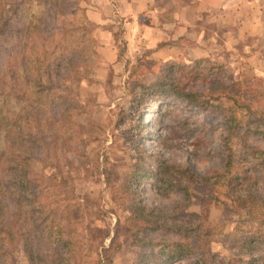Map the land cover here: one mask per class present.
<instances>
[{
    "label": "rangeland",
    "instance_id": "rangeland-1",
    "mask_svg": "<svg viewBox=\"0 0 264 264\" xmlns=\"http://www.w3.org/2000/svg\"><path fill=\"white\" fill-rule=\"evenodd\" d=\"M54 1L31 0L19 11L26 23L40 24L38 30L32 32L36 48L30 54L31 61L38 64L37 60L41 59L38 55L43 50L46 57L43 66H49L53 76L49 81L44 79L45 87L48 85L45 90L39 92L31 88L27 95L41 111L42 121L47 120L50 124V140L39 153L30 156L28 167L33 172L31 178L41 191L37 199L42 200L45 212L49 213L48 233L53 246L58 237L73 238V242L82 243V246L78 243L72 247L73 256L69 264H149L153 259L148 254L156 253L160 247L155 243L151 247L144 246L141 242L144 234L133 220L136 213L122 207V204L126 205V202L122 203L125 198L134 197L131 202L166 208L169 218L177 217L178 222L187 220V225L198 222L197 219L190 222L189 213L200 215L201 222L202 219L205 221L204 229L211 233L209 249L217 264H227L234 258L243 260L236 264H245V260L250 258L256 260L254 264H264V210L252 216L245 210L230 211L224 200V196L231 192L230 188H225L222 183L213 184L214 178L198 184L192 179L189 182L183 173L180 177L188 191L186 198L183 191L161 184L154 176L160 163H168L177 168H187L195 177H210L221 169L229 155L238 161L235 166L241 172L254 164L250 161L254 160L252 155L248 153H254L256 157L258 150L264 151V135L251 129L246 141L235 137L228 142L224 139L227 131L219 112L235 109L230 100L220 99V109L213 111L189 106L182 99L169 98L165 104L160 102L175 94L168 87L170 83L183 87L184 91L208 94L211 81L227 83L232 78L242 83L249 81L253 83L251 88L264 90V24L258 35L252 36L234 35L236 30L233 26L217 29L213 25L214 32L205 30L211 38L205 55H200L196 47L187 54L189 61L182 59L175 65L147 59L136 68L132 67L131 77L125 78V74L121 78H112V72L121 73V70H112L111 75L104 77L105 83H97L93 79L99 64L94 51V29L84 16L90 1L72 0L75 5L73 16H67L66 12L64 14L53 6ZM229 10L233 14V9ZM241 12L237 15L242 19L238 23L243 22L240 30H250L247 29L248 22L254 14H251L246 0L241 3ZM55 20L58 29H55ZM50 25L54 38L42 40L39 32L43 31L44 36L43 27ZM71 28L78 29L69 32ZM8 44L20 47L15 39L6 43L0 40V62ZM122 54H126L125 49H122ZM13 62L19 70V58ZM70 64L73 69L67 72V77L63 71ZM56 74L63 77L57 78ZM59 79L62 88H59ZM18 80L21 81L20 78ZM145 86L149 87L145 89ZM64 87L66 90L63 92L61 89ZM258 99L259 108L264 107V91ZM218 102L215 101L216 104ZM165 105H168L166 110ZM4 110L0 114L9 119L16 118ZM147 110L150 113L146 121ZM19 123L22 125L21 121ZM8 128L10 126H6ZM245 145L253 147L256 152L246 150ZM23 151L24 148L15 150L11 147L12 154L2 157V160L19 162L18 156ZM256 168L255 165L245 173L254 175ZM135 170L136 181L129 193L126 188L128 177ZM230 171L235 173L234 169ZM170 172L172 176L174 171ZM49 177L58 181L57 189L49 187ZM208 196L215 197V201L205 206ZM24 210L27 209L20 212ZM39 215L43 217V214ZM86 226L94 229L83 230ZM60 227H67V230L59 232ZM114 230L117 236L114 244L110 245L109 240H103V237L106 231L111 236ZM145 235L151 240L156 238L152 234ZM99 245L109 248L101 252L100 260L98 250L94 249ZM80 246L82 253L78 252ZM252 246L254 249L248 253L247 247ZM22 251L19 246L4 264H29ZM64 257L67 256L64 254ZM195 260L196 255L190 254L186 258L173 259L169 264H195ZM232 263L235 264L234 261Z\"/></svg>",
    "mask_w": 264,
    "mask_h": 264
},
{
    "label": "trees",
    "instance_id": "trees-1",
    "mask_svg": "<svg viewBox=\"0 0 264 264\" xmlns=\"http://www.w3.org/2000/svg\"><path fill=\"white\" fill-rule=\"evenodd\" d=\"M29 1L31 0H0V40L6 43L11 39H15L16 43L18 42L20 45L17 48L15 45L8 44L5 48L6 53L2 54V61L0 62V112L4 110L3 107L6 105L4 111L16 116V118L9 119L5 114H0V145L2 146L0 148V264H4L6 260L10 259L19 246L22 247V252L26 255L29 264H36L37 262L43 264H69L73 256L71 254L72 247L74 245L78 246V243L82 246V243L73 242V238L58 237L54 240L55 245L53 246L50 240L51 236L48 233L50 231V226L47 224L49 213L45 212L42 200L37 199L41 191L31 178L33 172L28 167V160H31L30 156L39 153L44 144H47L50 140L48 136L50 124L47 120L42 121L41 111L34 105L33 101L29 100L27 95L31 88H35L39 92L45 90L48 85L45 87L46 81L44 82V79L49 81L53 77L50 67L43 66V63L46 62L43 50L38 55V57L41 56V59L37 60L38 64L31 61V53L36 48L32 32L38 30L40 24H33L32 21L26 23L19 15L21 7ZM54 2L53 6L60 8L63 13L66 12L67 16L75 14V5L72 0H55ZM57 25L55 20V29H58ZM51 26L43 27L44 36H42L43 31L39 32L42 40L54 38L55 35L54 32H51L53 30ZM60 29L62 32L64 31L62 27ZM77 29L71 28L69 32L77 31ZM17 57L20 62L19 70L18 65L13 62ZM217 68L221 70L220 67ZM72 69L71 64L68 65L63 74L69 77L67 72ZM59 76L63 77L56 74L57 78ZM57 82L60 84L59 88H62L61 79ZM252 86L253 83L249 81L242 83V81L229 78L227 83L222 80L211 81L208 94H200L191 93L189 90L184 91L183 87H177L174 83H170L168 87L170 90H174L175 94L161 99L160 102L165 104L169 98L182 99L189 106L213 111V109H220L221 104L218 102L220 99L230 100L235 109L230 112L226 110H220L219 112L227 131L224 139L228 142L235 137L246 141L250 129L254 133L264 135V107L259 108L261 104L258 99L264 90L259 87L251 88ZM148 87L145 86V89ZM244 87L249 89L246 90ZM65 90L66 87L61 89L63 92ZM11 101L13 104H6V102ZM215 101L219 104H216ZM158 107H161V104ZM164 108L166 110L168 105H165ZM150 118L151 115L149 120ZM6 126H10V128L6 129ZM11 147L15 150L24 148V151L20 152L18 156L19 162L17 160L12 162L2 160V157L12 154L10 152ZM244 148L256 152V149L249 145H245ZM2 149L3 151H1ZM248 154L254 157L251 156V159L254 160H250L254 164L245 171L241 170V172H238V166H235L238 161L232 160L234 156L229 155L222 163L221 169L214 172L210 177H195L187 168H177L168 163H160L156 167L157 172L154 176L158 178V182L161 184L174 186L183 191L186 198L188 191L180 177L183 176V173H186L188 181L192 179V182L195 181L198 184L207 183L211 178H214L213 184L222 183L225 188H230L231 192L224 196L226 207L232 212L245 210L248 215L252 216L255 212L264 210V192L260 193L264 188V159H262L264 151L258 150V156L256 157L254 153ZM255 165L257 168L254 175L252 172L245 173L248 169H253ZM231 169H234L235 173H231ZM170 170L174 171L172 176L169 174L172 173ZM135 173L136 170L130 172L128 177L126 188L129 193H131L132 183L136 181ZM165 174L167 175L165 176ZM47 182L50 184L49 187L58 188V181H53L52 177H49ZM124 200L122 203L126 202V205L122 204V207L130 208L132 212L136 213L133 220L140 225L139 231L144 234L141 237L144 246L151 247L155 243L160 247L156 253L148 254L153 259L149 264H169L173 259L186 258L190 254L196 255L195 264H217L214 262L215 257L209 249L211 233L204 229L205 221L202 219L203 222H201L202 217L200 215L189 213L188 220L192 222V220L197 219L198 222L196 225H191V223L187 225V220L178 222L177 217L169 218L168 209L166 208L137 205L135 202H131L134 197L132 199L125 198ZM213 201H215V197L208 196L205 206ZM23 208L27 210L20 212ZM14 209H19V211H14ZM39 214H43V217H40ZM35 215L38 216L35 217ZM136 228L134 227V229ZM93 229L88 226L83 228L86 231H92ZM61 230L66 231L67 227L58 228L59 232ZM95 231L98 232V230ZM146 233L155 235L156 238L151 240L146 237ZM116 234L117 232L114 230L110 236V233L106 231L103 240H109V244L113 245ZM127 237H129V234ZM81 246L78 247L79 253L83 252ZM247 248H249L248 253L254 249L253 246ZM94 249L98 250V260H100L102 258L101 252L107 251L109 248L105 249L102 245H99L95 246ZM64 254L67 257H64ZM233 261L235 264L243 262L242 259L238 258H234ZM233 261L230 260L227 264H233ZM245 261V264H254L256 260L250 258Z\"/></svg>",
    "mask_w": 264,
    "mask_h": 264
},
{
    "label": "crops",
    "instance_id": "crops-1",
    "mask_svg": "<svg viewBox=\"0 0 264 264\" xmlns=\"http://www.w3.org/2000/svg\"><path fill=\"white\" fill-rule=\"evenodd\" d=\"M89 1L84 16L94 29L99 64L93 79L97 83H105L104 77L112 70H121L112 72V78L131 77L132 67L147 59L175 65L182 59L189 61L187 54L196 47L205 55L211 39L205 30L213 31V25L217 29L233 26L234 35L252 36L258 35L264 24V0H246L254 17L248 22L250 30L245 31L240 30L243 22L239 24L242 19L237 18L243 0Z\"/></svg>",
    "mask_w": 264,
    "mask_h": 264
},
{
    "label": "bare ground",
    "instance_id": "bare-ground-1",
    "mask_svg": "<svg viewBox=\"0 0 264 264\" xmlns=\"http://www.w3.org/2000/svg\"><path fill=\"white\" fill-rule=\"evenodd\" d=\"M147 107H149V106H147ZM147 107H146V108H147ZM146 108H145V109H146ZM150 109H152V108H150ZM149 113H150V110H149V111L147 110V114H146V116H145V117H146V118H145L146 121L148 120Z\"/></svg>",
    "mask_w": 264,
    "mask_h": 264
}]
</instances>
